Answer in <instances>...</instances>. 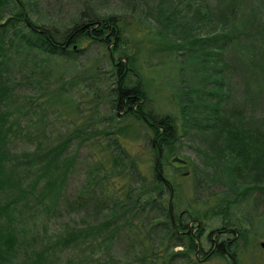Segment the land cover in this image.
I'll return each mask as SVG.
<instances>
[{
	"label": "trees",
	"instance_id": "obj_1",
	"mask_svg": "<svg viewBox=\"0 0 264 264\" xmlns=\"http://www.w3.org/2000/svg\"><path fill=\"white\" fill-rule=\"evenodd\" d=\"M40 1L0 0V264H52L47 254L56 247H75V254L82 252L77 261L81 264H124L108 251L94 256L81 250L93 241L98 245L111 241L121 231L130 238L135 234L133 239L141 244L138 264H199L201 256L208 259L213 254H231V225L239 232L231 218V203H237L233 208L241 203L247 210L249 193L264 191V182H260L264 176V0H173L170 7L156 8L159 19L155 25L160 36L149 35L157 32L150 24L145 35L155 44L153 53L159 51L158 58L171 63L175 71L171 84L176 86L177 115L161 113L153 105L135 64L141 45L123 33L121 13L101 11L98 0H56L68 11L47 15L40 12ZM198 24H212L214 30L201 33ZM93 43L104 48L100 58L84 65L85 71L92 69L89 76L81 78L89 82L91 90L85 100L88 105L81 110L87 115L80 117L79 123L67 117L62 118L63 126L50 124L43 129L39 116H35L45 109L42 103L51 100L55 104L61 93L75 91V75L55 76L53 70L60 63L72 66ZM129 45L131 52L127 51ZM27 56H31V63ZM103 60L108 62L105 71L110 81L97 76L104 72L100 70ZM185 64L189 67L186 76L182 68ZM102 83L105 87L101 91ZM102 104L115 108L114 113H100ZM25 107L31 109L28 115ZM118 109L128 119L114 126ZM101 121L111 122L114 134L127 139L128 133H123L126 127L130 131L132 124H140L137 135L152 151L153 163L144 171L141 162L131 155V148L126 149L119 136H114L107 147L114 145L117 153L110 151L107 165L92 164L85 178V185L93 183L94 193L97 186L108 182L110 193L99 191L94 197L95 205L105 206L108 216L96 224L75 221L61 225L50 245L38 246L34 212L55 210L54 192L71 172L75 143H86L98 131L107 133L101 130ZM203 133L218 134L209 140L213 151L203 152L204 176L225 178L230 195L211 212L210 217L219 216L224 223L208 233L211 248L206 251L199 247L198 238L203 234L199 215L190 210L175 215L173 182L164 170L166 160L170 163L174 156L181 158L175 150L178 139ZM19 136L33 147L14 152L10 144ZM238 157L240 164H246L249 180L259 183H239L234 188L242 172L238 178L231 172V160ZM182 159L184 162L176 163L180 167L191 165L192 171L185 173L196 175L197 165L186 157ZM239 165L232 166L237 173ZM251 170L255 172L251 174ZM116 176L126 180L119 192L115 184L112 186ZM242 177L246 179V174ZM37 219H41L40 214ZM153 232L160 234L157 244L146 248L145 242L139 241L140 233L152 243L154 238L149 236ZM213 233L214 239L210 237ZM178 246L182 249L176 250Z\"/></svg>",
	"mask_w": 264,
	"mask_h": 264
},
{
	"label": "rangeland",
	"instance_id": "obj_2",
	"mask_svg": "<svg viewBox=\"0 0 264 264\" xmlns=\"http://www.w3.org/2000/svg\"><path fill=\"white\" fill-rule=\"evenodd\" d=\"M186 1V0H182ZM99 9L101 11H112L122 14V18L124 19V29L123 33L127 38L132 37L134 44L138 45L140 43L141 47L137 53V58H135L136 66H138L140 73L144 79V83L146 87L149 89L150 98L152 100L153 105L160 110L161 113L171 112L173 114L178 113L177 101L174 96V89L176 86H172V79L174 77L175 71L171 67V63L166 61H161L158 58L159 51L154 52L151 50L155 44L149 43V37H147L146 29L149 27L148 25H152L154 29H158L155 25L156 20L159 19L157 14V7H170L174 1L173 0H98ZM40 12H44V14L49 15L50 13H54L57 15H64L68 8L66 5H59L56 0H42L39 3ZM179 5V3H178ZM152 6V7H150ZM177 7V6H176ZM181 7V5H179ZM45 16V15H44ZM137 18H141L139 21ZM199 25V24H198ZM202 27V25H199ZM144 30V32L142 30ZM201 29V28H200ZM199 32L207 33L213 32L214 27L212 24H207ZM151 30V29H150ZM158 34L159 37L160 32L149 33ZM141 36V37H140ZM139 47V46H138ZM104 46L98 43H93L90 48L85 51V55L80 56V58L75 61L72 66L67 67L64 64L59 65L53 70V74L58 76L60 73H64L66 78L75 75V91L67 90L66 94L58 95L56 103L54 104L51 100L47 103H42L45 109L41 113V110L35 114V116H39L38 120L42 123L43 129L49 127V125L63 126L62 118L74 119L75 122H80V117H84L87 115L83 114L81 110L86 109L88 105L85 100L88 99V93L91 92L87 84L81 81V78L85 76H89L92 73V69L88 68L85 71V64L90 65L95 62L97 58H100L101 51ZM132 46H128L127 51H132ZM179 53V52H178ZM21 58V56H20ZM18 58L16 60V64L19 66ZM31 56H27L28 63L30 61ZM182 59V54L179 55V60ZM122 60V58H121ZM102 64L100 70L104 71L101 74H98L99 79L102 81H110L111 79L107 76L108 62L103 60L100 62ZM184 68L183 75L186 76V72L189 71V67L185 64L182 65ZM17 67V65H16ZM66 68V69H64ZM19 77V76H18ZM54 78V77H53ZM105 84H101V91L104 89ZM66 95V96H65ZM28 96V94H27ZM59 98V99H58ZM73 98L75 99V106L73 104ZM75 107V112L74 108ZM111 107H100L101 112H109V114H113L115 108ZM264 108V106H263ZM26 109V107L24 108ZM31 109H26L28 115ZM118 113L114 115L113 123L114 126H118L120 124H125L128 118H123L122 110L118 109ZM80 112V114H79ZM34 114V113H30ZM42 115V119L40 118ZM33 116V115H32ZM100 116V115H99ZM99 116H96L99 117ZM39 123V125H40ZM103 127L101 130L90 135V139L85 143L76 144L75 143V162L72 166L71 172L66 175L63 179L62 185L60 189L58 188L54 193L55 196V210L49 212V210H40L34 212V216L32 219L35 221L34 231L37 234V245L42 246L50 245L53 241V234L56 232V229L61 225H65L68 223L79 222L80 225L84 222L88 223H98L101 220H105L108 214H106L105 206L98 204L95 205L94 197L99 194V191H103L104 194L110 193L109 189L106 187L107 181L101 183V185L95 188L96 193L91 191V188L94 186L93 183L85 185V178L87 177V169L97 162L103 163L107 165L108 159H110V151L113 150L114 153H117V149L114 148V145L111 144L110 149L107 147V144L111 142L114 136H119V140L121 143L125 144L126 149L131 148L130 152L133 157L137 158L141 162V166L145 170H148L149 165L153 163V155L152 151L148 148V145L144 140L141 139V135L138 136V131H141L140 124H132L133 127H130L129 130H124V134H126L129 138H122L121 135L114 134L115 128H111V122L107 123L106 121H101ZM60 126V127H61ZM90 127V126H89ZM92 125L90 127L93 128ZM123 133H121L123 135ZM218 134L214 133H203L200 135H186L182 136L178 139L176 143L175 150L180 152L181 158L186 157L190 162L197 165L198 169L196 175L192 172L185 173L188 169L192 171L191 165L180 167L176 162L171 161L170 163L166 160L164 162V170L166 172V176L173 182V208L175 210V215H179L180 213L190 210L195 215L196 213L199 215V223L202 222L203 234L199 239V247L203 251L209 250L210 240L208 239V233L210 231L215 230L216 227H219L221 223H224L220 220L219 216L217 218H212L210 216L211 212L215 209V207L221 203L223 200H226L230 195L226 193V179H210L204 176L203 170L205 168V155L203 152L208 151L212 152V148L210 146L209 140H212ZM32 143L29 140L24 139V137H20L19 139H15L11 142L10 148L14 152H21L27 149H31ZM253 155V154H252ZM183 156V157H182ZM238 158L231 160V172H233L236 177L237 174H241L244 176L246 174V179L240 176L238 178L237 185L242 183L244 185L254 184L259 182H254V180H249L250 178L247 176V171L245 170V165ZM240 164V165H239ZM208 165V164H207ZM239 165L240 172H235L232 169V166ZM209 168V167H208ZM91 170V169H90ZM147 172V171H146ZM255 172L251 170L250 173ZM100 173V172H99ZM183 173V175H180ZM98 175V174H96ZM126 181L124 178L116 176L112 183L115 184V189L119 192L120 188ZM133 182H135L133 180ZM264 182V176L262 181ZM246 183V184H245ZM132 185V183H130ZM243 185V186H244ZM240 186V185H239ZM242 189V188H241ZM123 191V190H122ZM240 191V190H239ZM250 196V202L248 205V209H244L241 203H238L237 208H233L231 203V218L234 219V223L238 225L239 232L236 233L234 227L231 225V254L228 255H218L213 254L208 259H203L201 256L198 258L199 264H264V249L261 247L260 243L264 241V191L254 190L252 191ZM94 195V196H93ZM91 196V197H90ZM234 194H231V198H233ZM58 199V201L56 200ZM241 196L239 197V200ZM234 199H231L233 201ZM108 201V200H107ZM190 209H189V208ZM187 212V211H186ZM40 214L41 219H37V216ZM48 216V218H46ZM105 217V218H104ZM239 217V218H237ZM210 218V219H209ZM195 220V219H193ZM188 223H195L194 221L187 220ZM32 223V222H31ZM138 231V230H137ZM122 232V231H121ZM116 233L114 235V239L111 241H107L103 244H97L96 241L91 242L90 244H84L82 249L84 253L93 252L94 256L98 254H106L105 252H110V254L116 255L119 259H122L124 264H133L135 263L140 256L139 250L141 244L136 243L132 238H130V234L125 232ZM139 233V232H138ZM154 235L149 237H153L154 241L150 243L149 238L145 237L144 233H140L139 241L142 243L143 241L150 247V244H157V240L160 237V234L153 232ZM211 238H216V233H213ZM176 250H181L182 247L178 246L175 248ZM79 252V254H78ZM75 254V247H70L68 249L60 250L56 247V249L51 250V253L47 254V260L52 264H81L77 261L81 259L82 252L78 251ZM87 255V254H86ZM85 264V263H83ZM87 264V263H86ZM138 264V263H135Z\"/></svg>",
	"mask_w": 264,
	"mask_h": 264
},
{
	"label": "water",
	"instance_id": "obj_3",
	"mask_svg": "<svg viewBox=\"0 0 264 264\" xmlns=\"http://www.w3.org/2000/svg\"><path fill=\"white\" fill-rule=\"evenodd\" d=\"M171 161H173V162H179V163L184 162V160H183L182 158L178 157V156H174V157H172V158H171ZM197 225H199V223H197ZM260 245H261V247L264 249V241H262V242L260 243Z\"/></svg>",
	"mask_w": 264,
	"mask_h": 264
}]
</instances>
